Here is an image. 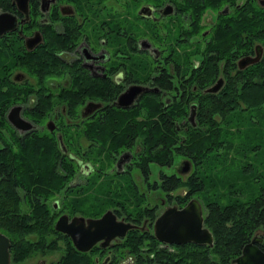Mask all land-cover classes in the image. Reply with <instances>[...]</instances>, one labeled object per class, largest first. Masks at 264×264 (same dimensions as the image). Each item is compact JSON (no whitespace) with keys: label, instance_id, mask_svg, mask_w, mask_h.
I'll list each match as a JSON object with an SVG mask.
<instances>
[{"label":"trees","instance_id":"1","mask_svg":"<svg viewBox=\"0 0 264 264\" xmlns=\"http://www.w3.org/2000/svg\"><path fill=\"white\" fill-rule=\"evenodd\" d=\"M218 1L194 0L193 6L199 14L205 7L201 2L213 5ZM239 16V22L232 26L220 25L223 44L219 55L190 73L174 77L165 71L153 77L154 63L148 54L132 58L140 71H130L129 80H156L162 90L175 91L170 101L162 97L163 91L148 90L129 107L103 105L99 115L92 122L85 120L80 128L95 143L83 149L82 158L99 165L110 163L120 147L140 139L143 151L139 162L146 182L152 161L170 166L177 156L190 159L192 169L185 177L161 170V186L170 193L186 187V192L175 196L180 205L193 196L201 200L205 225L214 235L213 244L161 242L153 231L157 207L149 206L128 173L113 178L94 170L82 181L73 182L77 165L70 153L60 148L54 134L32 130L20 135L3 116L8 99L23 96L31 87L0 81V231L11 239L14 264L38 252L55 250L61 254L47 264H101L104 254L109 255L105 264H118L127 253L132 255L133 264H235L244 244L264 229V60L236 76L226 74L225 84L217 91L206 89L217 78L218 59L242 42L249 27L262 25L248 12ZM61 42L49 40V51L41 48L36 54L23 56L38 84L32 109L37 122L59 102L68 113L75 114L86 98L111 100L121 88L73 68L68 86L57 95L52 91L45 95L44 91L50 89L44 86L46 79L64 71L63 63L52 53L56 46L66 44ZM192 103H196L195 124L188 119ZM62 128L65 144H71V127ZM72 144L74 148L68 149L77 153L76 141ZM107 209L138 225L146 222L145 226L131 228L106 248L94 245L87 251L76 249L67 234L54 228L61 212L96 217ZM261 246L264 248V243Z\"/></svg>","mask_w":264,"mask_h":264},{"label":"flooded vegetation","instance_id":"2","mask_svg":"<svg viewBox=\"0 0 264 264\" xmlns=\"http://www.w3.org/2000/svg\"><path fill=\"white\" fill-rule=\"evenodd\" d=\"M193 2L194 0L0 1V15L8 13L12 19L0 21V81L3 84L31 87L30 92L23 96L8 99L7 106L2 111L3 116L8 121L10 109L18 106L20 116L31 123L27 130L16 128L18 134L32 130L54 134L60 148L63 152L70 153L69 157L73 158L77 165L73 182L81 173L92 174L94 170L111 174L113 178L119 177L116 176L118 174L128 173L140 190V195L147 196L145 191L140 189L132 173V170L136 169L141 173L143 180H146L139 162V153L143 151L140 139L136 138L132 145L125 144L120 147L110 163L99 165L97 162L81 159L83 149L89 144L95 145L81 133V125L85 120L92 122L99 115L98 109L103 105H114L120 93L130 85L142 84L150 90L163 91L162 97L164 96L167 102L171 100L169 93L171 90H162L161 86L155 84L156 80L145 82L142 78L129 80L130 71H140L131 62L132 58L139 53L148 54L154 63L151 70L153 77H159L165 71L175 74L174 77L177 73L185 71L190 73L194 68L219 55V47L223 44L220 40V25L232 26L233 23L239 22L240 14L248 12L253 20L260 19L262 25L257 28L249 27L248 31L243 33L242 42L232 48L225 57L218 59L217 78L210 86L219 79H222L224 85L226 74L236 76L240 70L264 60V38H261L264 35V0H219L213 5L201 2L205 7L199 14ZM255 15L256 17H253ZM145 24L153 25L156 31L148 35L150 29L147 30ZM49 40H57V43L62 40L61 45L63 42L66 44L59 48L56 46L52 50L53 56L63 63L64 71L58 77L46 79L44 86L50 89L44 91L45 95L51 91L57 95L63 86H68L69 72L73 68H81L92 77L113 82L121 87L119 93L107 101L86 98L75 114L68 113L66 107L59 102L45 114L43 120L37 122L32 109L37 101L35 90L38 84L36 76L25 66L23 56L36 54L41 48L49 51L47 47ZM182 42L191 43V46L182 47ZM256 56L258 59L251 61ZM139 98L132 105L136 104ZM88 102H100L101 105L86 112L84 107ZM58 107L62 109L59 110ZM62 125L71 127L78 147L77 153L73 149L74 140L71 144L68 141L65 144ZM81 139L87 143L83 144ZM69 147H73L72 151L68 149ZM152 163L159 164L153 161ZM185 164H188L186 158L179 165L174 162L173 165L165 166L173 167L175 173L180 172L187 176L192 163L190 162L188 171L181 172ZM157 185L155 188H162L161 182ZM166 194L173 195L170 192ZM10 248L11 245L9 247L11 256ZM43 260L42 258L34 264H41ZM126 261L127 264H133L132 259Z\"/></svg>","mask_w":264,"mask_h":264},{"label":"water","instance_id":"3","mask_svg":"<svg viewBox=\"0 0 264 264\" xmlns=\"http://www.w3.org/2000/svg\"><path fill=\"white\" fill-rule=\"evenodd\" d=\"M2 19L12 21L8 13L1 14L0 21ZM257 59L258 57H255L251 61ZM222 82V79H219L214 85L208 87L206 91H217L221 87ZM149 89V87L141 84L130 85L120 93L115 104L129 107L139 98L140 94ZM100 105V102H88L84 109L88 112ZM18 109V106L10 109L7 115L8 121L19 130L29 129L31 123L20 116ZM195 114L196 104L193 103L189 115V120L193 124L196 123ZM186 161H188V164L182 166L181 172H186L190 168V161ZM137 226L138 224L124 217L119 218L112 209H107L96 217H85L80 214L69 217L68 214L61 213L54 222V228L67 234L75 248L81 251H87L97 243L100 246H106L112 239L124 237L131 228ZM153 229L154 235L160 241L169 244L186 242L213 244L214 242L212 230L205 225L202 202L197 197L190 198L183 206L174 204L167 207L155 218ZM263 238L261 235H255L244 244L242 253L236 258L235 264H264V248L261 246ZM10 245L9 236L0 231V264H9ZM107 259L108 256H105L101 264H105Z\"/></svg>","mask_w":264,"mask_h":264},{"label":"rangeland","instance_id":"4","mask_svg":"<svg viewBox=\"0 0 264 264\" xmlns=\"http://www.w3.org/2000/svg\"><path fill=\"white\" fill-rule=\"evenodd\" d=\"M145 28L147 30L150 29V32L148 33V35H150V34H152L153 32L156 31L154 29L155 27L153 25L145 24ZM145 34H146V32H145ZM183 46L184 47H189V46H191V43L182 42V47ZM169 93H170V95H173L175 93V91H170ZM170 97H172V96H170ZM188 117H189V112H188ZM82 143L86 144L87 142L85 140L84 141L82 140ZM81 159L84 160L83 158H81ZM183 159H184V157L177 156L176 159H175L176 162H177V165H179ZM151 170H152V173L150 174V179H149L148 182H146V180L145 181L143 180V177H142L141 173L138 170L134 169V170H132V173H133L134 179L138 183L140 189L145 191V193L147 195L146 199L148 200L149 206H156L157 207V212L159 214L160 212L165 210L167 207L172 206L174 204H179L177 202V199L175 198V196H176V194L185 192V190L187 188L184 187V186H180V187L176 188L174 191H171L173 196L169 197L166 194V192L161 187L160 188H155V187H153V184H154V182H156L157 184H159L161 182V178H160V175H159V172L161 170L170 174V173L175 172L173 167L161 166L159 164L152 163L151 164ZM182 176L185 177L186 175L183 174ZM84 177H85V175L83 173H81L79 175V177L75 178L74 181L75 182L77 180L81 181V180H83ZM256 234L264 236V229H260ZM263 242H264V238H263ZM60 254H61V252L59 250H55L52 253H43V254L38 252L35 255L29 256L25 260H23L22 262H19L17 264H34V263L38 262V260H40L42 258L44 259L43 261H45L44 263L47 264L50 261H53V260L57 259V257ZM131 257H132V255L127 253V254H124L123 257L120 258V260L122 262H124L123 264H127L126 260H130ZM104 258L105 257L103 256V258H100V260H103ZM10 264H14V262H12V254H11Z\"/></svg>","mask_w":264,"mask_h":264},{"label":"bare ground","instance_id":"5","mask_svg":"<svg viewBox=\"0 0 264 264\" xmlns=\"http://www.w3.org/2000/svg\"><path fill=\"white\" fill-rule=\"evenodd\" d=\"M257 57V56H256ZM242 63V62H241ZM142 85V84H141ZM206 89V88H205ZM27 130V129H26Z\"/></svg>","mask_w":264,"mask_h":264}]
</instances>
